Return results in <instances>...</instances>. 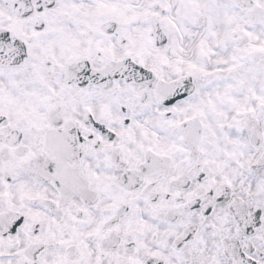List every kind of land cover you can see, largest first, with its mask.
<instances>
[{"label":"snow or ice","instance_id":"6c2138e0","mask_svg":"<svg viewBox=\"0 0 264 264\" xmlns=\"http://www.w3.org/2000/svg\"><path fill=\"white\" fill-rule=\"evenodd\" d=\"M0 264H264V0H0Z\"/></svg>","mask_w":264,"mask_h":264}]
</instances>
